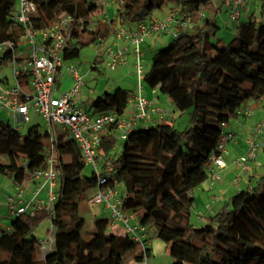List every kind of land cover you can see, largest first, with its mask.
<instances>
[{
	"label": "trees",
	"instance_id": "trees-1",
	"mask_svg": "<svg viewBox=\"0 0 264 264\" xmlns=\"http://www.w3.org/2000/svg\"><path fill=\"white\" fill-rule=\"evenodd\" d=\"M32 1L39 12L33 23L38 29L59 21L57 11L71 18L63 55L66 62L110 36L112 25L101 21L96 20L89 29L107 2L118 6L116 26L151 21L154 10L168 5L170 14L185 16L192 28L178 29L167 46L153 53L143 83L157 88L180 116L186 115L187 126L181 131L170 123L134 128L117 158L111 159L110 181L121 185V209L136 215L148 234L153 232L166 244L171 264H264V162L261 176L251 187L231 196L199 228L191 222L194 199L190 195L207 180L210 157L219 152L225 126L238 117L243 105L264 100V20L257 22L251 16L247 22L236 23L234 37L225 42L217 36L216 15L224 5L229 10L230 0ZM15 6L16 0H0V44L16 41L21 32L12 20ZM10 58L11 52L5 51L0 66ZM23 85L26 87V81ZM132 96L130 90L118 87L91 99L88 112L121 116ZM116 142L115 133L104 136L100 151L108 155ZM47 145L48 136L38 125L22 135L0 119V174L14 183L27 181L31 171L44 166ZM56 146L61 182L51 216L53 246L45 254L34 251L37 239L32 231L44 220L43 212L32 217L19 215L10 220L9 230L0 223V264L142 262V246L108 230V219L96 220L94 229L83 233L79 207L89 204L97 179L94 173L89 178L81 176L85 162L75 141L59 133ZM150 250L146 248V256Z\"/></svg>",
	"mask_w": 264,
	"mask_h": 264
},
{
	"label": "built area",
	"instance_id": "built-area-1",
	"mask_svg": "<svg viewBox=\"0 0 264 264\" xmlns=\"http://www.w3.org/2000/svg\"><path fill=\"white\" fill-rule=\"evenodd\" d=\"M95 2L105 4L104 0ZM247 2L248 0H230L229 18L232 22H239ZM38 14L34 1L16 0L12 20L21 32L16 41L0 44V56L7 50L11 52L8 63L13 79L12 82L7 79L0 82V109L9 115L18 130L19 124L31 122L30 110L35 109L44 122V132L48 136L44 166L31 171L27 181L13 182V188L6 194L8 220L19 215L32 217L38 212H43L45 219H50L51 223L61 182L56 144L59 133H64L77 143L85 165L91 166L96 176L97 186L89 204L103 205L110 211V226L117 223L122 234L139 243L144 253L141 264H148V256L145 254L148 247V230L139 224L136 215L121 209V185L115 180L113 183L110 181L113 177V164L110 158L100 151V144L107 133L117 134L118 141L123 142L134 128L151 126L152 115L158 112V108L153 100L142 95L146 72L141 65L142 45L154 35H169L175 38L178 29L186 31L190 28V23L184 15L174 13L162 21H145L132 27L115 26L109 43L104 39L98 40V48L105 45L101 63L107 70L122 69L130 58L133 61L138 92L129 100L127 111L119 116L114 112L92 114L80 105L78 96L84 85L83 77L79 74L80 68L73 67L63 60L71 31V18L64 15L53 25L38 29L33 25L38 19ZM103 21L110 24L106 18ZM94 22L96 19L89 24V29L94 27ZM63 68L67 70L71 86L55 96ZM94 68L95 64L91 69ZM24 81L26 87L23 85ZM262 109V119L255 122L251 128L247 151L234 162L237 169L234 182H238L241 176L246 175L252 168L261 166L258 156L264 147V101ZM239 115L250 117L251 112L240 110ZM235 140L233 133L225 132L218 145V154L211 155V167L207 175L209 191L222 181V172L227 168L225 146ZM29 184L33 186L32 189ZM28 189L30 191L26 195ZM51 229L53 230L52 225ZM53 243L54 239L41 241L40 252L45 254L52 248Z\"/></svg>",
	"mask_w": 264,
	"mask_h": 264
},
{
	"label": "rangeland",
	"instance_id": "rangeland-1",
	"mask_svg": "<svg viewBox=\"0 0 264 264\" xmlns=\"http://www.w3.org/2000/svg\"><path fill=\"white\" fill-rule=\"evenodd\" d=\"M220 2L215 1L214 5L219 6ZM262 5V1H257V11H255L254 17L257 22L260 20H264V13L260 15V7ZM170 5L162 8L161 10H154L149 18L154 16H162V14L169 13ZM56 14L59 17H62V12L57 11ZM148 18V20H149ZM249 20L246 15H242L239 19V22H247ZM216 22L219 26L217 31V36L219 38H223L225 42H229L235 35V26L236 23L232 22L229 18V10L227 6L222 7V11L216 15ZM171 39V38H170ZM169 41L166 43L162 42L159 46L154 47L153 50H159L167 46ZM104 46L97 47L95 44L90 45L84 48L80 54V56L73 61H70V65L73 67H79V74L83 77V86L80 89V93L78 96V100L80 105L86 110H89L90 100L104 94L105 92H112L116 88L120 87L126 90H130L133 94H136L138 91V84L135 75L134 69L129 71L126 74V71L116 70L109 71L106 69L102 60V54L104 51ZM100 53V54H99ZM96 60V62H94ZM68 63V64H69ZM93 63L96 65V69H91ZM151 64V58L149 54H146L145 57L141 60V65L145 71L149 69ZM134 73V74H133ZM62 77L60 79V84H57V91L54 93L55 96L59 95L60 92L67 90L71 86V80L69 75L67 74V70L65 68L62 69ZM7 79L9 82H12V69L9 63L3 64L0 66V81ZM62 85V86H61ZM64 87V89H63ZM30 123L19 124V131L22 135L26 134L27 131L33 127L38 125L40 131L44 132L46 130L44 126V122L39 116V114L35 111V109L30 110ZM0 119L4 122H8L13 128L17 127L13 120L9 117V115L0 109ZM174 126L179 130H183L187 126V117L186 115L180 116L176 113ZM117 142L116 149L112 152L111 159L117 158L122 149L123 142L118 141V135L115 134ZM258 159L263 162L264 155L262 150L259 151ZM93 173L92 167L89 165H85V168L81 174L83 178H89ZM12 185L11 178L0 174V223L2 218H6L8 220L7 215V205H6V194H8L9 190L7 188ZM242 187V188H241ZM239 188L236 191H231L228 196H233L239 190L243 189V186H238ZM28 191H26V195ZM220 205V204H219ZM205 206L201 205L198 208H193L191 214V222L196 227L199 228L205 225V219L213 214V212L208 213L204 210ZM204 213V218H199L198 213ZM79 219L84 222L83 223V233L88 234L94 229V222L98 219H108L111 221L110 211L106 210L103 205H91L88 203L80 204L78 211ZM4 227V226H2ZM32 234L36 237L37 242L34 245V251L39 253V243L41 241H46L47 239H53V230L51 229L50 219L46 218L42 220L39 224H37ZM150 257L148 258V264H170L171 258L166 251V244L155 238L152 248L150 250Z\"/></svg>",
	"mask_w": 264,
	"mask_h": 264
},
{
	"label": "crops",
	"instance_id": "crops-1",
	"mask_svg": "<svg viewBox=\"0 0 264 264\" xmlns=\"http://www.w3.org/2000/svg\"><path fill=\"white\" fill-rule=\"evenodd\" d=\"M257 0H248L247 6L242 12V15H246V17H254L255 11H257V6H256ZM259 2V1H258ZM260 15H263L264 13V0H262V5L260 7ZM116 5L113 2H107L106 3V8L104 12L98 17L95 18L98 21H101V23H104L103 20L108 19L110 21V24H106L107 26H111L112 30L116 26L114 22L115 14H116ZM170 11L168 14H162V16H154L151 18V21H162L164 20L167 16H169ZM206 15V14H205ZM241 15V16H242ZM173 26V25H172ZM192 28V25L190 26ZM217 27L219 28L218 24ZM191 30V29H190ZM112 33V31H111ZM170 36L169 35H154L151 37L149 41H146L142 45V59L145 57L146 54L150 55V58L152 57L153 53L155 52L154 47L159 46L160 43L162 42H168L170 41ZM112 39V36H110L105 39L107 43H109ZM134 69L133 66V61L129 60L128 64L122 68L119 69L121 71H126V74L129 73V71H132ZM134 76V75H133ZM135 77V76H134ZM136 78V77H135ZM137 80V79H136ZM1 82V81H0ZM61 82H59L60 84ZM62 86V85H61ZM64 89V87H63ZM135 95V94H134ZM142 95L145 96L146 98L153 100L156 107L158 108V112L152 115V122L151 125H158L160 123H170L173 124L176 122V111L174 110L173 105L169 102V100L164 96L161 95L158 92L157 88L151 89L148 88L147 86H144L142 89ZM264 101V100H263ZM262 103H257L250 101L246 103L245 105L242 106L241 110H246L251 112L250 117H244L242 115H238V117L233 120L230 124L225 126L224 131L226 133H233L236 136V140L234 142H229L226 144L225 148L227 151V155L225 157V162L227 165V168L222 172V181L218 184H216L212 191L208 190L209 183L207 180L201 184L199 187L195 188L191 192V196L194 199V209L198 208L199 206H205L204 210L206 212L211 213L213 212L212 215L217 213V211L222 207L223 204H225L228 199L231 196H228V194L231 191H236L235 189L239 185L243 186L244 188L251 187L252 183L254 180L258 179L261 176V166H256L252 168L246 175L241 176L240 180L238 182H234L233 179L237 175V169L234 166V162L241 156L243 155L247 149H248V139L250 138V131L252 126L254 125L255 122L260 121L263 117V109H262ZM110 133H107L106 135H109ZM105 135V136H106ZM116 149V144L112 148V150L109 152L107 155L109 158L112 155V152L115 151ZM111 160V158H110ZM112 161V160H111ZM259 163L262 165L263 162H261L258 159ZM12 185L7 188V190L13 188L14 183L11 180ZM29 188H33L31 184L28 185ZM242 188V187H241ZM243 188V189H244ZM242 190V189H241ZM29 193V189L27 190ZM240 191V190H239ZM220 204V205H219ZM204 213L199 212L198 217L204 218ZM211 215V216H212ZM44 217H46L44 213ZM6 218H2L1 225L4 226V228L10 227V221L6 220ZM45 219V218H44ZM115 230L117 233H121V229L117 223L114 225L110 226L108 230ZM148 242L147 246L151 249L153 242L155 240L154 233L150 231L148 234ZM147 247V248H148ZM151 254H149L148 258L150 257ZM172 262V261H171ZM135 264H141L140 263H135ZM171 264V263H170Z\"/></svg>",
	"mask_w": 264,
	"mask_h": 264
}]
</instances>
